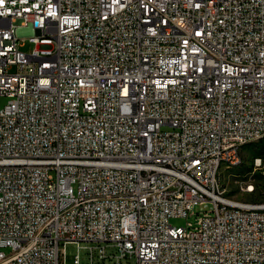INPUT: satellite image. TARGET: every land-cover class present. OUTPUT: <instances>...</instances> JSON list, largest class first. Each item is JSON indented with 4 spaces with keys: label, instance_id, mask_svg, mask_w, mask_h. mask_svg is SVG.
I'll return each mask as SVG.
<instances>
[{
    "label": "built area",
    "instance_id": "1",
    "mask_svg": "<svg viewBox=\"0 0 264 264\" xmlns=\"http://www.w3.org/2000/svg\"><path fill=\"white\" fill-rule=\"evenodd\" d=\"M2 98L0 264H264V0H0Z\"/></svg>",
    "mask_w": 264,
    "mask_h": 264
},
{
    "label": "rangeland",
    "instance_id": "2",
    "mask_svg": "<svg viewBox=\"0 0 264 264\" xmlns=\"http://www.w3.org/2000/svg\"><path fill=\"white\" fill-rule=\"evenodd\" d=\"M31 47L30 43L27 42L23 50L27 51ZM7 101V98H2L0 105L3 107ZM256 159H261V166L256 167ZM247 182L254 184L255 192L253 194L242 192L243 185ZM219 183L221 191H225V194L230 197L249 202H264V140L261 139L245 146L242 151L241 164L230 168L224 167L220 174ZM189 221L194 222L195 219L192 217ZM185 223L186 220L184 219L171 220V224L175 226H183ZM102 246L105 245L103 244ZM92 248L96 249L94 264H101L97 259L99 248H97L96 244L87 242L80 244L69 243L65 246L66 264H75L74 261L78 254L80 255L81 264H91ZM129 264H135V261H131Z\"/></svg>",
    "mask_w": 264,
    "mask_h": 264
},
{
    "label": "bare ground",
    "instance_id": "3",
    "mask_svg": "<svg viewBox=\"0 0 264 264\" xmlns=\"http://www.w3.org/2000/svg\"><path fill=\"white\" fill-rule=\"evenodd\" d=\"M259 140H261V139H258L257 141H259ZM257 141H244L242 144H237V151H240V164L242 162V151H243V148L245 146H247L249 144H252L254 142H257ZM242 192L246 193V194H253L255 192V190L243 189L242 188ZM231 200L233 201V203H235V205H242V202H246L245 200H240V199L233 198V197H231Z\"/></svg>",
    "mask_w": 264,
    "mask_h": 264
},
{
    "label": "trees",
    "instance_id": "4",
    "mask_svg": "<svg viewBox=\"0 0 264 264\" xmlns=\"http://www.w3.org/2000/svg\"><path fill=\"white\" fill-rule=\"evenodd\" d=\"M262 140H264V138Z\"/></svg>",
    "mask_w": 264,
    "mask_h": 264
}]
</instances>
